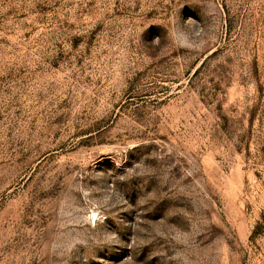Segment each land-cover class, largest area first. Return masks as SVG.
Segmentation results:
<instances>
[{
    "label": "rangeland",
    "instance_id": "374dc122",
    "mask_svg": "<svg viewBox=\"0 0 264 264\" xmlns=\"http://www.w3.org/2000/svg\"><path fill=\"white\" fill-rule=\"evenodd\" d=\"M0 264H264V0H0Z\"/></svg>",
    "mask_w": 264,
    "mask_h": 264
}]
</instances>
